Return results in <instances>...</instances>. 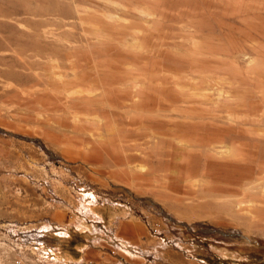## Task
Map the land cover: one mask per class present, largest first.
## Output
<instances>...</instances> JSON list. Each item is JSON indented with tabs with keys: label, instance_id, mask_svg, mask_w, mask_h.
Here are the masks:
<instances>
[{
	"label": "rangeland",
	"instance_id": "rangeland-1",
	"mask_svg": "<svg viewBox=\"0 0 264 264\" xmlns=\"http://www.w3.org/2000/svg\"><path fill=\"white\" fill-rule=\"evenodd\" d=\"M262 140L264 0H0V264H264L205 158Z\"/></svg>",
	"mask_w": 264,
	"mask_h": 264
},
{
	"label": "bare ground",
	"instance_id": "bare-ground-1",
	"mask_svg": "<svg viewBox=\"0 0 264 264\" xmlns=\"http://www.w3.org/2000/svg\"><path fill=\"white\" fill-rule=\"evenodd\" d=\"M162 107H164V106H162ZM122 113L124 114L125 112H122ZM128 114H126V115H128ZM157 114H158V112H157ZM122 116L120 114L121 118H122ZM156 117L155 116L152 117V116L148 115V116L141 117V119H140V120H143V122L145 120L146 126H149L152 128V130L150 128V130H151L150 132H148V130L146 132H143V133L136 132L135 133L136 135L131 134L134 132H127L126 134L122 135L123 137L121 136L122 138L119 141L120 147L124 148V151H126L128 153V157H127L128 163L133 164V163H136L142 159L141 161H143L145 163V165H149L151 160L153 159L152 153L151 154L150 153H144L143 158L139 159L135 155L136 152L132 153V151L136 150L139 147L138 142H141V141L145 142L148 140L147 139L148 136H150L151 134L152 135L157 134L158 138L160 139L159 143L163 145V149L158 154L156 161H158L160 163L162 159H166V162L162 165H159V167L162 170L169 168V157L171 155L167 151L164 150V147H167V143L163 138H161L163 135L166 134V132H167L166 127L167 126H166V123L164 122V120L161 121V120H159V118L157 119ZM129 121H130V124H132V123L138 122L139 119H137V118L129 119ZM151 132H154V133H151ZM224 141L225 140L223 138L211 137V138L204 140L201 144L203 146H205V144L207 146L214 145L213 148H215L217 150V152H218L217 154H221V153H223L222 151L224 150V148H223ZM262 141H264V140H262ZM244 149H245V147H242L241 150H243V152H246ZM248 152H250V151L248 150ZM253 153L250 152L249 155L242 157L240 159H238V158L237 159L236 158L228 159L227 157L224 158L223 156H220L217 158L216 155H213V154H209L208 156L207 155L205 156L208 165H210L209 167L212 169H213V167H215V168L219 169L221 172V173H218L220 175L217 177H216V175L213 176V173H211L212 177H214L213 179L218 178L217 179L218 181L217 182L213 181V184L216 183L215 184L216 187L219 186V188L221 190H224L225 193H228V197H232V199L234 200V204H236L238 206L236 215L239 217L238 218L239 221L246 226H248L247 224H252L258 220L260 221L264 215V194L257 193V192L251 193L249 190L252 187H258L259 183L264 178V159H259V160L253 161V159L251 157V155H253ZM192 157L199 159V161H200V159L202 160L200 153H196ZM251 161H253V164H250ZM149 167H151V166L149 165ZM136 177L142 178L141 176H136ZM147 179L149 180V178H147ZM248 186H249V188H247ZM208 189H209V192H213L212 187L209 186ZM247 213L251 214V216H248L249 214H247ZM243 215L245 216V218L242 217ZM262 221H264V220H262ZM256 229H257V227H256ZM262 230H264V229H262Z\"/></svg>",
	"mask_w": 264,
	"mask_h": 264
},
{
	"label": "crops",
	"instance_id": "crops-1",
	"mask_svg": "<svg viewBox=\"0 0 264 264\" xmlns=\"http://www.w3.org/2000/svg\"><path fill=\"white\" fill-rule=\"evenodd\" d=\"M98 217H99V216H98ZM99 219H100V220H102V218H101V217H99ZM67 256H68V255H67Z\"/></svg>",
	"mask_w": 264,
	"mask_h": 264
}]
</instances>
